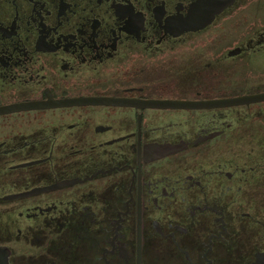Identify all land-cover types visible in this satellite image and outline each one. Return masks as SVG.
Masks as SVG:
<instances>
[{"label":"flooded vegetation","instance_id":"1","mask_svg":"<svg viewBox=\"0 0 264 264\" xmlns=\"http://www.w3.org/2000/svg\"><path fill=\"white\" fill-rule=\"evenodd\" d=\"M250 5L0 0L9 264H264V99L233 101L264 28L225 29Z\"/></svg>","mask_w":264,"mask_h":264},{"label":"rangeland","instance_id":"2","mask_svg":"<svg viewBox=\"0 0 264 264\" xmlns=\"http://www.w3.org/2000/svg\"><path fill=\"white\" fill-rule=\"evenodd\" d=\"M261 4V6H259ZM262 5H264V0H251V5L248 11L244 14H240L233 21L227 22L225 29L230 31L231 33H236L239 30H247L251 28H264V11L262 10ZM213 28V27H210ZM237 34V33H236ZM7 204L0 203V222L6 219L8 216L7 209L10 207ZM4 227V225H3ZM13 233H15V228L12 229ZM11 232L8 229H4L0 227V237H7ZM12 249H14V253H27V249L29 246L21 241H13L7 243ZM30 252V251H29Z\"/></svg>","mask_w":264,"mask_h":264},{"label":"water","instance_id":"3","mask_svg":"<svg viewBox=\"0 0 264 264\" xmlns=\"http://www.w3.org/2000/svg\"><path fill=\"white\" fill-rule=\"evenodd\" d=\"M222 8L223 7H221V6L215 8L210 13V16H208V18L193 23L191 28L192 29L203 28L212 20L214 14L221 11ZM261 99H264V93H257V94H250V95H244V96L236 97L233 99V101L238 102V103H243V102L257 101V100H261ZM59 103L60 102H56L55 104H59ZM155 103L159 104V105H165V106H167V105L168 106L169 105L170 106H191L192 104H197L196 102H191V101H159V102H155ZM170 150H171L170 148H166V149H163L161 152H162V154H165V153H168ZM52 187H55V186L49 185V186H44V187L33 188L27 192L9 195L10 196L9 198L18 197V196H21L23 194L34 192L36 190L49 189ZM10 255H11L10 247L6 244L0 243V264H9Z\"/></svg>","mask_w":264,"mask_h":264}]
</instances>
